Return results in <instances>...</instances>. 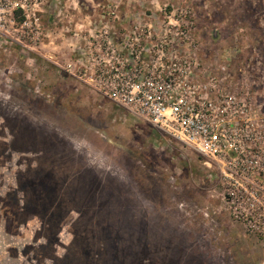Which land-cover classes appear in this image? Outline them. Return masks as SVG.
<instances>
[{"label":"rangeland","instance_id":"374dc122","mask_svg":"<svg viewBox=\"0 0 264 264\" xmlns=\"http://www.w3.org/2000/svg\"><path fill=\"white\" fill-rule=\"evenodd\" d=\"M178 30L264 125V0H0V264H264L202 158L104 94Z\"/></svg>","mask_w":264,"mask_h":264},{"label":"built area","instance_id":"2783aa9c","mask_svg":"<svg viewBox=\"0 0 264 264\" xmlns=\"http://www.w3.org/2000/svg\"><path fill=\"white\" fill-rule=\"evenodd\" d=\"M153 46L147 60L116 58V106L150 126L161 141L196 153L215 174L229 217L264 241V125L254 103L225 74H213L184 30ZM127 63V68H124ZM207 218V214L204 213Z\"/></svg>","mask_w":264,"mask_h":264}]
</instances>
